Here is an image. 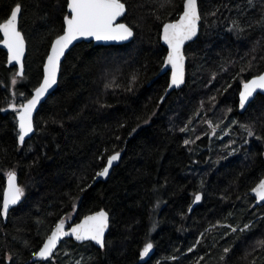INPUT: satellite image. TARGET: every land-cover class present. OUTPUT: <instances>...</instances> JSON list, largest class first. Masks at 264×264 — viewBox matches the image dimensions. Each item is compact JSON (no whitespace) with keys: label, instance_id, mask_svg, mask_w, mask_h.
Here are the masks:
<instances>
[{"label":"trees","instance_id":"obj_1","mask_svg":"<svg viewBox=\"0 0 264 264\" xmlns=\"http://www.w3.org/2000/svg\"><path fill=\"white\" fill-rule=\"evenodd\" d=\"M124 2L132 41L72 47L35 115L34 134L19 145L15 114L5 110L10 91L28 98L40 82L66 0H0V22L22 6L27 43L25 76L15 85L16 68L0 48V204L8 172L25 188L7 221L0 216V264H264L257 246L264 205L254 207L249 194L264 175V139L240 127L251 124L264 138V95L244 112L237 105L241 81L264 70V0H198L200 31L185 48V83L163 101L160 30L178 18L183 0ZM205 121L219 125L215 135ZM114 151L119 162L95 182ZM197 192L202 199L189 211ZM100 209L110 215L105 248L64 239L58 261L28 262L59 219L74 223ZM245 224L250 230L231 231ZM149 242L153 249L141 258Z\"/></svg>","mask_w":264,"mask_h":264},{"label":"snow or ice","instance_id":"obj_2","mask_svg":"<svg viewBox=\"0 0 264 264\" xmlns=\"http://www.w3.org/2000/svg\"><path fill=\"white\" fill-rule=\"evenodd\" d=\"M171 2L172 0H163L161 7ZM249 2L251 3V0ZM66 9L67 11L63 16L62 34L57 35L52 42L50 52L47 54L46 62L43 65L42 82L33 90L31 98L25 97L24 93H19L21 97H24V101L19 103V105L16 103L9 104V107L16 113L17 135L20 144H23L25 138L34 131L33 113L49 90L58 83V73L61 71L62 66L61 58L65 56L66 50L73 45V42L89 38L96 41H125L134 35L133 29L128 24L119 22L120 18L126 14V3L124 0H66ZM21 10L22 6L16 4L10 16L0 22V46L7 50L8 63L13 64L15 62V66H18V70L11 81L13 85L17 83L16 77L24 78L25 76L26 40L18 27V14L21 13ZM200 20L198 0H183V12L179 15V18L174 22L163 25L161 39L167 45V55L164 58L163 67L167 68L170 66L169 88L174 86L178 88L184 83L185 54L183 49L187 41H191L193 37L197 36ZM251 67L252 64L249 62V69ZM241 71H244V69ZM260 94H264V73L256 74L251 79L242 80L241 90L239 91V107L242 110L246 109L255 100L256 96ZM163 99L164 97H161V100ZM211 99L215 100V97ZM0 111H3V109H0ZM228 111L230 112L232 109L229 108ZM205 122L211 128L212 135H215L219 125H213L211 121ZM237 123L238 121H232V124ZM186 127L181 128L180 131H186ZM240 127L247 133V137H254L257 140L264 139L255 135L253 125L242 124ZM196 139H200V137L197 136ZM248 142L246 139L245 143L247 144ZM189 143H194V141H184L185 145ZM232 143H235V141H232ZM234 152L235 149L229 155L234 154ZM119 159L120 152L114 151L112 155L108 156L106 165L96 173V177L109 176L114 162ZM6 175L7 186L3 191L2 204H0V216L4 217L8 215L12 206L17 205L25 196V188L18 184L16 173L12 171ZM201 186H203V181ZM252 192L258 202H264V179L259 181L252 189ZM201 199L202 194L197 192L193 203L199 202ZM73 208H75V205H73ZM70 218V216L62 217L55 223L39 250L33 252L35 260L48 261L51 259L58 244L64 237H74L78 242L92 241L101 249L106 247L105 231L109 226V214L107 211L101 209L91 215H86L79 223L74 224L66 231V220ZM229 227L231 226L229 225ZM250 227L249 224H245L243 228L239 229L232 227L231 231L235 233L239 230L243 233L246 230H250ZM199 242L198 240L197 243ZM257 246L264 248V241H258ZM152 249L153 244L150 242L146 243L140 251V257L148 256ZM192 250V248L189 249L190 252ZM229 251V248L224 249L225 254ZM223 258L221 257V259ZM76 264H80V262L77 261Z\"/></svg>","mask_w":264,"mask_h":264},{"label":"water","instance_id":"obj_3","mask_svg":"<svg viewBox=\"0 0 264 264\" xmlns=\"http://www.w3.org/2000/svg\"><path fill=\"white\" fill-rule=\"evenodd\" d=\"M15 7V6H14ZM13 7V8H14ZM198 8H199V5H198ZM66 11H67V9H66ZM126 12H127V8H126ZM183 12V8H182V11H181V13ZM200 12V11H199ZM180 13V14H181ZM10 16V15H9ZM8 16V17H9ZM178 18H179V16H178ZM177 18V19H178ZM19 19H20V14H18V27H19ZM122 19H123V17H121L120 18V20H119V22H122V23H125L124 21H122ZM177 19H175V20H177ZM175 20H172V21H167V22H165V23H169V22H174ZM3 22V21H2ZM164 23V24H165ZM200 23H201V20H200ZM200 23H199V29H198V33H197V36H195V37H193V39L191 40V41H187L186 43H185V46H184V49H183V51H184V54H185V48H186V46L188 45V44H190L191 42H193V41H195L196 39H197V37H198V34H199V31H200ZM163 24V25H164ZM163 25H162V27H161V30H160V41H161V44L166 48V54H165V56L167 55V45L166 44H164V42H163V40L161 39V36H162V31H163ZM20 29V28H19ZM133 32H134V30H133ZM60 34H62V32L60 33ZM59 34V35H60ZM56 38V37H55ZM55 38L52 40V42L55 40ZM134 38V35H133V37H131V38H129L128 40H125V41H96V40H94V39H91V38H89V39H87V40H85V39H81V40H78V41H75V42H73V45H71L70 47H69V49H67L66 50V52H65V56H66V54L70 51V49L72 48V47H74L77 43H80V42H87V43H93V45H102V46H110V45H123V44H127V43H129V42H131L132 41V39ZM52 42H51V44H52ZM51 44H50V47H49V50H48V53L50 52V49H51ZM0 48H2L5 52H6V65L8 66V67H15L16 68V71L18 70V66H15V62H13V64H9L8 63V60H7V50L6 49H4L2 46H0ZM26 50H27V43H26ZM47 53V54H48ZM65 56L64 57H62L61 58V61L63 62V60H64V58H65ZM165 56H164V58H165ZM25 57H26V53H25ZM47 57V56H46ZM25 61V60H24ZM163 61H164V59H163ZM46 62V58H45V60H44V63ZM186 62H187V59H186V55H185V75H184V83H185V80H186ZM44 63H43V65H44ZM165 73H168V84H167V87H166V90H165V92H164V94L162 95V97H164V98H166L173 90H177V89H179V88H181L183 85H184V83L183 84H181L180 85V87H172V88H169L168 87V85H169V83H170V77H171V70H170V66L169 67H167V68H164L163 67V62H162V66H161V68H160V74H165ZM261 73H264V70L261 72ZM59 76H60V72L58 73V81H59ZM253 77V76H252ZM252 77H250L249 79H251ZM42 79H43V66H42V77H41V80H40V82L38 83V85L36 86V87H38L39 86V84L42 82ZM57 85H58V83L56 84V85H54L53 86V88L52 89H50L49 90V92L46 94V96L42 99V101H41V103L37 106V108H36V110L34 111V113H33V116H34V118H35V115H36V113H37V111H38V109H39V107L41 106V104L55 91V89L57 88ZM35 87V88H36ZM35 88H33V90L35 89ZM33 90L31 91V94H30V96L28 97V98H31V95L33 94ZM240 90H241V87H240ZM239 90V91H240ZM260 95H264V94H260ZM258 96V95H257ZM256 96V97H257ZM164 100V99H163ZM163 100H161L160 99V101H163ZM237 105H238V110L240 111V112H244L247 108H248V106L246 107V109H241L240 107H239V92H238V102H237ZM15 118H16V113H15ZM16 129H17V132H18V128H17V121H16ZM34 132H35V128H34V131L32 132V133H30L29 134V136H27L26 138H25V142H26V140H28V139H30L31 137H32V135L34 134ZM24 142V143H25ZM17 143L19 144V145H23V144H20L19 143V141H18V135H17ZM112 155V154H111ZM120 157H121V152H120ZM108 158V157H107ZM120 160V159H119ZM119 160L118 161H116V162H114V166L115 165H117V163L119 162ZM106 163H107V159H106V162H105V164H104V166L106 165ZM103 166V167H104ZM113 166V167H114ZM113 167L110 169V172L112 171V169H113ZM16 173V172H15ZM16 176H17V182H18V184L20 185V183H19V178H18V174L16 173ZM108 177V176H107ZM107 177H96L95 178V182L96 181H98V180H105ZM261 179H264V175L261 177ZM260 179V180H261ZM259 180V181H260ZM259 181L256 183V185L259 183ZM255 185V186H256ZM7 186V176H6V178H5V183H4V188H3V191H4V189H5V187ZM254 186V187H255ZM253 187V188H254ZM252 188V189H253ZM252 189L249 191V194L251 195V197L253 198V206L254 207H259V206H263L264 205V202H258L257 200H256V198H255V194L252 192ZM3 191H2V199H3ZM195 198V197H194ZM2 199H1V204H2ZM22 200H23V198L21 199V201L17 204V205H15V206H12V208H14V207H16V206H18L21 202H22ZM201 201V200H200ZM199 201V202H200ZM199 202H196V203H192V205L190 206L191 207V210L189 209V211H192L193 209H194V207L199 203ZM11 208V209H12ZM10 209V210H11ZM101 210V209H100ZM100 210H97V211H100ZM104 210V209H103ZM97 211H95V212H97ZM106 211V210H105ZM10 212V211H9ZM95 212H92V213H89V214H87V215H91V214H93V213H95ZM9 214V213H8ZM109 214V213H108ZM86 216V215H85ZM2 217V219H3V221L4 222H6L7 221V217H8V215L6 216V217H4V216H1ZM83 219V217L80 219V220H78V221H76V222H74V223H71L72 222V219H69V220H66V224H65V230L67 231V230H69L72 226H74V224H76V223H79L81 220ZM55 226V225H54ZM53 226V227H54ZM52 227V228H53ZM109 229H110V215H109V226H108V228L106 229V231H105V240H106V236H107V233H108V231H109ZM52 230V229H51ZM51 230H50V232H51ZM50 232L48 233V235L50 234ZM47 237V236H46ZM46 237L44 238V240L46 239ZM64 239H71V240H73L75 243H85V242H91L93 245H95V246H97V247H99L98 245H96L95 244V242H92V241H85V242H78V241H76L75 239H74V237H64L63 239H62V241L58 244V247H57V249L59 248V246L61 245V243L63 242V240ZM44 240H43V242H44ZM43 242H42V244H43ZM42 244H41V246H42ZM40 246V247H41ZM100 248V247H99ZM56 249V250H57ZM39 250V249H38ZM37 250V251H38ZM55 250V251H56ZM55 251H54V253H55ZM54 255V254H53ZM36 261H38V260H35V258L33 257V255H32V257L28 260V262H36Z\"/></svg>","mask_w":264,"mask_h":264},{"label":"rangeland","instance_id":"obj_4","mask_svg":"<svg viewBox=\"0 0 264 264\" xmlns=\"http://www.w3.org/2000/svg\"><path fill=\"white\" fill-rule=\"evenodd\" d=\"M16 79H17V81L19 80V78H16ZM14 93H15V96H14ZM18 97H20L19 93H17L16 91H14V90L12 89V90L10 91V98H9V101H8V103H7V105H6V108H5L6 112H10V113L15 114V111H14L12 108L9 107V104H10V103H16L17 105H19V103H21V102L24 101V99L19 100V99H21V98L18 99ZM52 260H53V261H58L56 257H53ZM68 264H70V263H68Z\"/></svg>","mask_w":264,"mask_h":264}]
</instances>
